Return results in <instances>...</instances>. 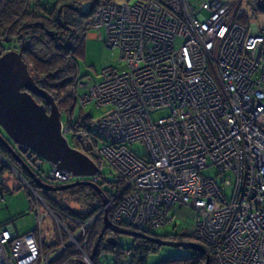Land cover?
<instances>
[{"label": "built area", "instance_id": "1", "mask_svg": "<svg viewBox=\"0 0 264 264\" xmlns=\"http://www.w3.org/2000/svg\"><path fill=\"white\" fill-rule=\"evenodd\" d=\"M239 5L123 0L98 9L92 30H104L119 66L104 69L97 82L75 81L76 103L106 111L92 122L96 136L79 131L73 139L97 167L89 182L116 181L102 208L113 205V223L148 235L183 232L216 264H264V22L235 21ZM61 130L71 132L67 123ZM136 141L144 155L130 149ZM43 163L35 167L44 185L76 181L55 168L42 171ZM209 167L219 181L204 174ZM98 214L74 234L63 226L86 261L82 248ZM49 254L38 233L0 223V264H46Z\"/></svg>", "mask_w": 264, "mask_h": 264}, {"label": "trees", "instance_id": "2", "mask_svg": "<svg viewBox=\"0 0 264 264\" xmlns=\"http://www.w3.org/2000/svg\"><path fill=\"white\" fill-rule=\"evenodd\" d=\"M115 0H0V48L1 53L10 50H21L22 60L26 64L30 76L36 85L50 95L61 113L67 116L66 123L69 125L67 140L73 148H79L73 137L74 132L84 131L90 138L93 133L92 117L87 114H80L74 120L72 118L73 109L77 104L74 95L70 96V88L75 81H79L77 62L84 55L85 42L89 32L92 30V18L98 9L108 6ZM146 1V0H142ZM264 16V0H240L238 14L235 18L240 24L248 25L254 18ZM103 30V29H102ZM104 31V30H103ZM38 104L47 107L45 101L35 97ZM63 109H65L63 111ZM9 160V153L2 152ZM12 160V159H11ZM10 160V161H11ZM13 161V160H12ZM0 163V171L3 169ZM26 176L25 172H20ZM27 177V176H26ZM25 178V177H24ZM27 179V178H25ZM89 179H82L81 184L70 188L66 192L71 193L78 201L86 206L85 211L78 212L64 208L58 202H55L53 195L58 192L38 190L40 196L46 201L48 208L53 211L56 217L64 223V226L70 233L77 230L78 223L95 216L102 210L103 197L110 199L113 195V183L106 179L105 182L110 184L111 188L102 189L100 183L98 186L101 190V196L89 186ZM7 185L0 183V198L3 193L9 192ZM54 188V186H51ZM59 187V186H56ZM48 203V204H47ZM113 205L109 207L108 218L110 220L109 230L105 228V220L98 215L89 229V237L84 244L85 252L89 257L94 259L98 256L100 250L107 251L118 247L122 251L131 249L129 255L130 262L146 264V258L149 254L159 250V246L147 238L133 239L131 245L124 249L119 242L110 239L111 232L121 230L123 224L112 222ZM9 223V222H6ZM112 227V228H111ZM111 228V229H110ZM38 229L29 232L37 233ZM28 233V232H27ZM145 231L142 230L144 234ZM115 235V234H114ZM145 235V234H144ZM148 235V234H146ZM153 238L167 239L168 241H186L192 239L183 232H174L160 235L151 234ZM189 240V241H187ZM136 241V243H134ZM41 251L46 254L53 246H58V241L48 244L45 241H39ZM115 245V246H114ZM69 247H71L69 245ZM189 254L183 259L169 261L165 264H205L206 256L186 249ZM208 264H216L214 257L209 253ZM66 258L67 264H84L80 261V253L71 248L62 255L58 260Z\"/></svg>", "mask_w": 264, "mask_h": 264}, {"label": "rangeland", "instance_id": "3", "mask_svg": "<svg viewBox=\"0 0 264 264\" xmlns=\"http://www.w3.org/2000/svg\"><path fill=\"white\" fill-rule=\"evenodd\" d=\"M115 1L117 3H121V1L123 0ZM257 18L259 24H262L264 22V16L260 15ZM90 33L95 34L96 37L86 38L84 55L80 57L77 62L78 75L81 79L80 81L85 84H91L100 80L101 73L104 69L119 66L118 51L114 49H109L104 44V31H92ZM1 51L2 50L0 48V53ZM72 88L73 86L69 90V101L71 100V96L73 95ZM78 93L81 94L82 91L79 90ZM105 111L106 108L97 107L93 103H90L85 107H82L80 104L77 103L75 105V108L73 109L72 118L75 120L78 117L79 113L83 115L89 114L92 117V120L96 121L102 117ZM161 116V113H157L156 115H154V117ZM66 121V114L61 113V122L65 123ZM68 138L69 141H71V137L69 136ZM130 149H132L137 156L144 155L146 151L143 144L139 141L133 142L130 146ZM8 159L9 158L3 155L2 151L0 150V163H2L4 167L2 171H0V183L7 185L6 187L9 189V192L5 191L3 193L2 200L0 201V223L10 222L19 234H24L37 228V233L39 234V241L42 240L52 245L53 243L58 241L59 244L58 246H53L51 249H49L50 254L46 264H67L66 262L68 260L66 258L58 260L59 256L71 248L75 250L77 249L72 241L69 243L70 240H68L67 234H65L63 230L64 223L62 221L56 223L52 219V217L47 214L48 211L44 198L40 196L39 191H37L39 197H36L34 195V190L37 189H35V187L33 186H30V184L29 187L26 185V182L24 181H27V179H25L27 178L26 176H23L24 180H22L14 173V171L10 170V160ZM45 166L47 167L46 171L47 169H50L49 166ZM204 174L208 177L215 178L217 181H219L220 179V177L217 176V171L214 167H209L205 169ZM106 179L108 180V182H110L113 180V177L111 175H106ZM107 188L111 187L106 182L103 184L102 189ZM67 190L60 191L54 194L53 198L55 202H58L64 208L72 211H85L86 206L84 207L83 203L81 201H78L71 193L66 192ZM99 212L101 213V215H99L104 220L105 212H102V210H100ZM108 221L110 223L109 218ZM106 228H108V231L109 227ZM121 230L142 233L141 230L139 231L135 228H129L125 225H123ZM118 231L113 233L115 235H112V238L115 242H119L121 247L124 249H127L131 245L133 239H140L138 237H131L125 234H119ZM74 232H76V230H74L72 234H74ZM170 232V228H163L155 231V233L160 235L168 234ZM144 234L146 235L147 233ZM191 242L194 241L191 240ZM68 243L71 247H69V245H65ZM81 243L82 241H80V244ZM134 243H136V241H134ZM82 250L85 251L84 246ZM131 251V249L122 251L118 247L112 248V250L107 251L100 250L98 252L97 257H95L94 259L92 258V260L91 257H89L87 261L84 260L82 253H80V261H82L84 264H139L137 263V261L130 262L129 255ZM188 254L189 251L186 249L159 246V250L147 256L146 264H165L169 261H175L181 258L183 259ZM174 263L177 264L178 262Z\"/></svg>", "mask_w": 264, "mask_h": 264}, {"label": "water", "instance_id": "4", "mask_svg": "<svg viewBox=\"0 0 264 264\" xmlns=\"http://www.w3.org/2000/svg\"><path fill=\"white\" fill-rule=\"evenodd\" d=\"M35 97L45 101L47 108L38 104ZM61 127L59 108L53 98L40 89L30 76L22 60V51L10 50L0 53V129L5 135L4 137L0 135V144L9 151L11 158L20 164L26 176L33 182L35 189L60 192L81 184L80 178H91L97 175L94 162L83 152L70 146ZM16 151L25 154L26 158L34 155L49 168L71 174L76 181L54 188L44 185L39 178L33 175L29 166ZM87 184L101 196L102 192L98 186L91 182ZM102 204H107L105 197H103ZM104 212L106 228L110 226L107 218L108 208ZM118 232L131 237H143L137 232L126 230ZM148 239L158 246L189 249L207 256L205 249L198 244L153 237ZM206 258L205 264H208L209 258Z\"/></svg>", "mask_w": 264, "mask_h": 264}, {"label": "flooded vegetation", "instance_id": "5", "mask_svg": "<svg viewBox=\"0 0 264 264\" xmlns=\"http://www.w3.org/2000/svg\"><path fill=\"white\" fill-rule=\"evenodd\" d=\"M47 108V107H46ZM65 109H63V111H64ZM0 135L2 136V137H4L5 135H4V133L2 132V130L0 129ZM0 150L2 151V152H6V153H9V151H7L5 148H3V146L0 144ZM15 150H16V148H15ZM20 156H21V159L29 166V168H30V170H31V172L33 173V175H35L37 178H38V176L39 175H37L38 174V167H35V163H37V162H39V158H37V157H35L34 155L33 156H31L30 158H26V156L24 155V154H21V152L20 151H16ZM10 154V153H9ZM10 157H11V155H9ZM25 156V157H24ZM13 161H12V160ZM10 160V165H11V167H9L10 168V170H12V171H14V173L17 175V174H20V172L22 173V172H25L22 168H21V166H20V164H18L15 160H14V158H11ZM9 160V159H8ZM46 166H45V163H43V165H40V169L42 170V171H46ZM1 171H2V169H1ZM27 181H29V183H31V184H33V182L31 181V179L29 178V177H27ZM108 215H109V213H107V218H108ZM98 217V216H97ZM112 228V227H111ZM110 228V229H111ZM112 230V232H111V234L112 235H114L113 233H115L116 231H113V229H111ZM112 235L110 236L111 238L110 239H113L112 238ZM206 251V250H205ZM206 254H207V256H209V254L207 253V251H206ZM204 256H206V255H204ZM206 256V257H207ZM207 259V258H206ZM209 260V259H208Z\"/></svg>", "mask_w": 264, "mask_h": 264}, {"label": "clouds", "instance_id": "6", "mask_svg": "<svg viewBox=\"0 0 264 264\" xmlns=\"http://www.w3.org/2000/svg\"><path fill=\"white\" fill-rule=\"evenodd\" d=\"M80 80H81V79H80ZM61 123H62V124H65L66 122H65V123L61 122ZM65 137H66V136H65ZM66 138H67V137H66ZM68 142H69V141H68ZM70 146H71V145H70ZM75 149H77V148H75ZM77 150H78V149H77ZM85 155H86V154H85ZM18 175H19V174H18ZM20 175H21V174H20ZM20 175H19V176H20ZM21 179L24 180L22 175H21ZM83 179H89V178H83ZM24 181L27 182L28 184H30V186H33V187H34V185L31 184V183H29V181H26V180H24ZM98 187H99V186H98ZM99 189H100V187H99ZM100 190H102V189H100ZM36 192H37V190H36ZM103 212H104V211H103ZM98 215H99V214H98ZM110 224H111V223H110ZM152 237H153V236H152ZM177 242H186V241H177ZM190 242H191V241H190ZM191 243H194V242H191ZM194 244H196V243H194Z\"/></svg>", "mask_w": 264, "mask_h": 264}, {"label": "crops", "instance_id": "7", "mask_svg": "<svg viewBox=\"0 0 264 264\" xmlns=\"http://www.w3.org/2000/svg\"><path fill=\"white\" fill-rule=\"evenodd\" d=\"M92 32V31H91ZM96 37V35L95 34H92V33H88V35H87V38H95Z\"/></svg>", "mask_w": 264, "mask_h": 264}, {"label": "bare ground", "instance_id": "8", "mask_svg": "<svg viewBox=\"0 0 264 264\" xmlns=\"http://www.w3.org/2000/svg\"><path fill=\"white\" fill-rule=\"evenodd\" d=\"M65 185V184H64ZM63 186V185H62ZM144 231V230H143ZM139 234V233H138ZM140 235H142L143 237L142 238H151L152 236H147V235H144V234H140Z\"/></svg>", "mask_w": 264, "mask_h": 264}]
</instances>
